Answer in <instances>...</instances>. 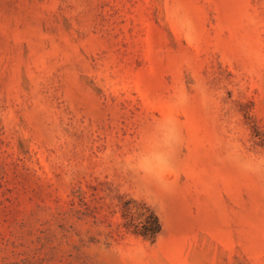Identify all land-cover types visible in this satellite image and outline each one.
I'll return each instance as SVG.
<instances>
[{"label":"rangeland","instance_id":"374dc122","mask_svg":"<svg viewBox=\"0 0 264 264\" xmlns=\"http://www.w3.org/2000/svg\"><path fill=\"white\" fill-rule=\"evenodd\" d=\"M0 264H264V0H0Z\"/></svg>","mask_w":264,"mask_h":264},{"label":"trees","instance_id":"16d2710c","mask_svg":"<svg viewBox=\"0 0 264 264\" xmlns=\"http://www.w3.org/2000/svg\"><path fill=\"white\" fill-rule=\"evenodd\" d=\"M124 216L128 218L129 223L134 224V231L142 237L154 241L159 230L160 222L157 215L148 207L143 206L138 212V222H135L134 212L129 205H125Z\"/></svg>","mask_w":264,"mask_h":264}]
</instances>
